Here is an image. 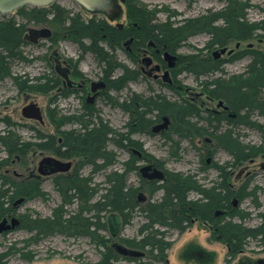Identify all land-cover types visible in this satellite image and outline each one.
Listing matches in <instances>:
<instances>
[{"label":"rangeland","instance_id":"obj_1","mask_svg":"<svg viewBox=\"0 0 264 264\" xmlns=\"http://www.w3.org/2000/svg\"><path fill=\"white\" fill-rule=\"evenodd\" d=\"M238 2L248 4L246 11V22L248 24L259 23L264 19V0H238ZM136 8H141L154 13L160 22H165L170 16L176 17V23L183 19H192L205 14L207 11H217L224 7L220 0H193L187 6L181 0H135ZM52 4L59 5L66 12V18H75L80 16L83 21L87 20L88 13L79 8V4L72 0H57ZM30 7V6H28ZM130 6H124L122 14L115 22L125 26L131 22ZM168 17V18H167ZM171 19V22H173ZM14 21L23 26V44L19 49V54L23 58L16 59L9 64L11 77L0 81V132H11L17 136L23 143L30 144L33 148L25 156L7 157L4 149L0 146V175H6L7 178L17 182L18 191L16 201L23 199V202L16 206L14 213L20 217L27 218H50L55 209L61 207V198L52 186L51 178H32L37 176V167L42 160L41 150L35 146L40 144L37 135L47 133L56 134L58 130L64 129L61 125V116L71 115L79 108L78 102L74 97L67 100H59L55 91L40 93L34 90L36 86H41L48 81L53 84L57 80V73L54 70L55 63L51 56L57 54L62 59H68L74 65L79 63V70L83 74H90V71L99 72L93 58L85 57L79 59L77 44L65 39L63 36L54 35V30L48 24L35 25L16 14V11L5 15H0V24ZM29 28L43 29L51 31L48 39H39L36 43L28 42L24 39ZM259 35L261 33H258ZM209 37L206 34L196 35L189 38L181 48L176 52L178 62L176 65V75L174 77L175 85L171 88H161L160 93L167 98V101H180L183 99L196 100V105L204 104L205 108H216V101H209L204 95H200L203 89L200 86L201 81L210 82L217 79L227 81L233 77L240 76L245 71L246 66L251 62V57H239L247 50L260 51L264 54V38H255L251 41H230L224 54L220 56V70L210 73L207 76L195 81L187 68L190 64V58L199 56L212 60L215 49L205 50ZM87 45V43H85ZM250 45V47H249ZM220 49V48H219ZM217 50V49H216ZM122 57H118L121 59ZM122 60V59H121ZM73 65V66H74ZM97 70V71H96ZM91 75V74H90ZM92 78L94 75H91ZM147 84L138 83L133 85L130 90L133 92L147 94ZM54 90V89H53ZM200 96V97H198ZM264 100V90H261L258 96ZM31 103H36L43 114L45 124L22 116V109ZM103 119L112 124V128L117 133H127L124 123L127 117L117 111H112L108 107L102 109ZM42 121V122H43ZM255 127L241 126L236 129L239 141L243 145H249L253 148H264V115L252 114L247 120ZM193 124L196 121H192ZM66 129L72 128L67 125ZM150 129L145 130V134L133 135V139L139 141L141 148L135 147L147 159L156 161L165 172H176L182 175L196 174L199 183L202 186H212L221 182V175L217 171L210 169L204 174L201 169L207 165L210 168L214 164L224 166L226 163H233V158L223 150H216L213 156H203L201 147L209 136L201 139H194V145L188 141L180 139L172 132L168 133L170 140H165L161 136H151ZM129 133L133 134L134 131ZM136 133V132H135ZM144 133V132H143ZM156 135V134H155ZM42 137V136H41ZM201 146V147H200ZM209 146V145H208ZM210 147H215L211 146ZM180 148V149H178ZM110 151L115 155L114 164L103 170H99L91 176V184L95 195V202L105 193V178L111 172H122L124 164L131 159L133 154L127 151H121L115 147H110ZM136 155H134L135 157ZM5 162V163H4ZM4 163V164H3ZM144 162L138 163L142 166ZM228 183L234 190L249 183L250 190L254 189L258 202L261 205L259 209L254 208L251 199L239 201L237 198L236 208L230 203L232 209L226 211L221 221H228V215L233 212L248 213L249 217L242 221L247 227H255L259 224L258 210L264 211V158L258 156L250 161L236 163L228 168ZM86 176L89 169L83 172ZM17 174V177H14ZM127 185L136 189L139 184V172H129ZM2 185V184H1ZM253 190V191H254ZM162 192L155 195V199L161 198ZM191 199L199 198L196 194L190 195ZM77 206H65L66 215L75 213ZM110 214L105 215L107 221ZM107 219V220H106ZM143 214L136 210L132 214V220L128 225H123L118 232L117 238L112 239L110 231L107 229L101 234L111 238L112 242L128 240L137 237L138 228L144 223ZM234 222H240L234 219ZM20 226L12 233H9L5 240L0 239L2 249L8 251L10 256L5 264H95L100 257L98 249L88 238H68L60 234L41 239L38 243H32L30 240L34 237L27 232L23 226ZM209 227L200 220H195L192 226L182 235L173 233L169 240L173 241L171 249L168 251L169 264H258L259 260L264 261V247L259 246L255 241L248 242L245 250L239 253L233 260L226 262V246L211 236ZM2 240V241H1ZM22 254L32 257L31 262L23 259ZM119 264H139V262H128L121 260Z\"/></svg>","mask_w":264,"mask_h":264},{"label":"trees","instance_id":"obj_2","mask_svg":"<svg viewBox=\"0 0 264 264\" xmlns=\"http://www.w3.org/2000/svg\"><path fill=\"white\" fill-rule=\"evenodd\" d=\"M220 1L224 3V7L220 10L207 11L201 16L178 23L171 22L168 18L161 24H152L151 15L139 8L138 33L142 39L151 38L161 43L166 47V51L172 54H175L189 38L201 34L209 37L205 47V50L209 51L222 48L230 41L247 42L257 37L264 38V19L255 24L246 22L248 4L238 2V0ZM16 14L25 17L28 22L35 25L48 24L53 28L55 36L58 35L60 38L63 36L77 45L87 43L85 49L93 53L105 72L113 68L115 64L113 56L104 46H101V43L113 48L124 35L105 22L83 21L79 15L75 18H66V12L57 4H50L48 7L23 6L16 10ZM22 32L23 26L14 21L0 24V80L11 77L9 64L12 61L23 59L18 52L23 44ZM245 54H249L252 60L243 74L227 81L217 79L205 82L202 86L211 97L222 100L239 119L235 121L224 117L223 121L226 122L227 127L224 131L218 130L215 135L216 146L233 158L232 164L215 166L222 179L219 184L206 188L199 183L196 175L185 176L176 172H166L164 183L156 188L162 191L161 198L140 207L136 202L135 193L141 188L127 187V173L136 170V166L130 165L124 173L108 174L104 182L105 193L95 202L93 199L98 192L90 190L88 181L73 178L68 181L66 191H59L62 204L60 208L54 210L50 218L26 219V217H21V226L34 236L30 242L38 243L41 239L56 234L68 238L84 237L100 249V257L95 264H119L121 260L139 262V264H169L168 251L173 244L169 236L173 233L184 234L191 228L193 221L200 220L208 223L211 226V236L226 246V262L233 260L243 252L250 241H255L259 246L264 247V212L259 214L260 223L255 227H247L241 223L249 217L248 213L233 212L228 215L230 218L228 221H221L220 218L214 217L219 209L226 211L232 209L230 203L234 198L239 201L251 199L254 208L260 207L256 192L254 189L250 190L249 183L243 185L238 191L233 190L228 183L230 165L250 161L264 155V148H253L239 142L233 130V124L240 121L244 126L257 128L247 121L249 116L256 113L264 115V100L258 98L260 91L264 90V54L260 51L247 50L239 57ZM219 70L218 61L193 56L190 58L186 71L200 77ZM123 80L122 77L116 83H122ZM50 84L51 82L48 81L41 86H36L34 90L44 94L48 93L53 89ZM150 108L158 111L157 115H167L172 118L173 127L176 128L175 132L184 138L187 137V133L189 135L192 133L205 134L193 126L187 128L188 123L185 118L198 112L191 105L186 107L172 105L163 99L161 104L152 105ZM140 118L142 122H145L143 117L140 116ZM219 118L220 116H217L216 119ZM107 134L108 129L101 126L83 136L69 134L65 141L71 147L72 152L89 156L97 155L98 159H103V162L98 161V170H101L113 162L108 159L106 152ZM20 141L9 131L0 136V144L7 149L9 155H26L28 146ZM115 143L120 148L125 144V142ZM128 144L134 145L135 142H128ZM201 171H205V168ZM55 184L57 189L58 185L61 186L58 179H55ZM152 189L155 190V188ZM192 193L199 195V199H190ZM4 197L5 194L0 195V199ZM73 203H76L77 210L65 217V206ZM4 204L0 202V217L5 212ZM136 210H139L146 219V222L137 230L138 238L117 241V243L142 251L144 256L140 258L123 257L112 247L114 242L110 244L112 237L107 238L101 234L109 230L108 218L105 221V215H117L122 227L131 222L132 214ZM90 213L93 215L90 216ZM234 219L240 222H234ZM6 256L7 254L0 255V264L6 263ZM22 257L27 262L32 261L30 255L22 254Z\"/></svg>","mask_w":264,"mask_h":264},{"label":"flooded vegetation","instance_id":"obj_3","mask_svg":"<svg viewBox=\"0 0 264 264\" xmlns=\"http://www.w3.org/2000/svg\"><path fill=\"white\" fill-rule=\"evenodd\" d=\"M113 1L121 9L120 13L118 14L112 12L111 14L107 15L104 12L88 11L79 5V8L83 12L88 13L86 20L87 22L88 21H94L99 23L105 22L110 27H113L114 29L123 33L124 37L113 48H110L109 46L105 45V43H101V46H104L106 50L109 51L110 55L113 56V61L115 63L113 68H111L108 72H105V69L98 64L93 53L88 49H85L86 44L77 45V49L79 51V59L82 61L85 59V57H89V56L93 58V61L95 62V65L99 71L98 73L97 72L94 73L93 71H90V74L94 75L93 78L90 74H83L80 72L79 63L77 65H74L72 61L68 59H62L61 56L55 53L52 54L53 56H51L53 62L55 63L54 70L57 73L56 82L50 84L51 86H53L54 89V90L52 89L51 91H55V94L59 97V100L65 101L67 99H70L71 97H74L78 102L79 108L76 111H74L71 115L64 114L63 116H61V121H62L61 125L62 127H64V129L62 130L59 129L57 135L52 133H47L45 135L39 134V136L37 135V139L43 141L35 146L36 148L41 150L42 160L39 162L38 167L36 169L38 173L37 176H35V174H32L31 177L32 178L36 177L38 178V180L39 178H43V177L51 178L52 186L54 187V189H56L60 198H61V193L59 191L61 190L66 191L65 189L68 187V181L73 178L86 179L88 181V186L90 190H94L91 184V176L99 171L98 161L102 160L103 162L104 160L98 159L97 155L89 156L83 153L72 152L71 147L67 145V142L65 140H66V136H68L69 134H73L79 137L98 129L101 126H104L105 128L108 129V134L106 139V142H108V144L106 145V152L108 154V159L113 161L111 165L114 164L115 155L113 154L112 151H110L109 149L110 147H115L116 149L121 151L131 152V155L133 154L132 158L127 160L126 163L124 164L123 171L122 172L114 171V173L115 172L124 173L125 169L128 168L130 165L137 167L136 170L132 171L135 173L139 172V184L137 188H141V189L135 193L136 202L140 205V207H144L146 206V204L150 202L157 201L155 199V195L159 191L160 192L162 191L156 190V188L164 183L166 172L161 169L162 167L156 161L149 159L145 161L146 157H144L142 153L135 148V147L141 148V144H138L137 142L139 141L133 139L132 137L133 135H141V134L144 135L145 130L151 128L150 132L152 137L158 135L165 140L166 139L170 140L171 138L167 136V134L176 131V128L173 127L174 120L172 118H170L167 115H163V116L157 115L158 111L155 110L156 107L155 109H152L150 108V106L161 104L163 99H165L166 101L168 100L167 98L161 95L160 89L167 87L171 88L173 85H175L174 77L176 75V65L178 62V56L176 55V53L175 54L169 53L168 51H166L165 46H162L161 43H158L151 38H147V39L141 38L140 34L138 33L139 22L137 21V15L140 14V11L138 10L139 8L138 9L136 8L137 5L135 3V0H113ZM181 1L185 4L186 8L188 5H190L193 2V0H181ZM124 6L127 7L130 6V8L132 9L129 11L131 14V22H129L126 26L122 23L115 22L116 19L122 14ZM145 13L151 15L152 24L162 23L157 19L154 13H151L149 11H145ZM169 18L170 21L171 19H174L172 20L173 22L176 21L175 16H170ZM119 24H121L122 27H119L118 26ZM238 42L240 43L241 41ZM165 53H168L169 55L176 57L175 65L172 69H169V61ZM244 56H246V54ZM247 56H249V54ZM118 57H122L121 58L122 60L118 59ZM219 59L220 57L212 58V60L218 62ZM166 72H168V75L165 76ZM192 76L193 79L198 82L199 79L207 75L196 77L195 75L192 74ZM122 77L124 79L122 83L117 84L116 82ZM138 83L147 84V88H146L147 94L146 93L141 94L130 90V88L133 85ZM204 84L205 81H201L200 86L203 89V91L201 92L200 95H204L209 101L212 102L216 101L217 102L216 108L204 109L203 107L205 103L202 104L201 106H197L195 103L196 102L195 99H192L191 101H189L188 99H183L180 101L170 100L167 102H169L172 105H178L182 107L191 105L198 111L196 113H193L194 115L187 116L185 120L188 123L187 128L193 126V128L205 132L204 135L193 134V133L189 135L187 133L186 134L187 137L184 138L179 133L177 134L175 132L173 134L179 137L180 139H183L184 141H188L191 145L192 143L194 145L195 143L194 139H201L204 136H209L210 138H212V140L206 138V142L203 143V147L200 146L201 150H199L201 151V154L203 156L208 157V156H213L216 150H222L216 146L215 135L216 132H218V130L224 131L227 127L226 122L223 121V118L228 117L235 121H238L239 119L237 118V115L235 113L230 111L229 107L226 106V104L222 100H218L214 97H211L209 93H207L205 89L202 87L204 86ZM219 101L223 102V106H218ZM104 107H108L112 111L120 112L127 117L126 119L127 121L124 123L125 125L124 128L126 129L127 133L115 132V130L112 128V124L102 118L103 117L102 113L104 112L102 109ZM225 107H227L228 109H225ZM141 112L142 114H140ZM140 116L143 117V120L145 122H142ZM217 116H220V118L216 119ZM42 118H43V114H42ZM165 118H167L169 121L167 127H164L158 132H154L153 128L164 124ZM192 121H196V123L193 124ZM37 122H39V124L42 125L45 124V121L43 122L37 121ZM67 125L72 126V128L66 129L65 127ZM233 125H232L233 130L235 131V135L237 136L236 129L244 125H242L241 121L235 122ZM228 127L230 128V126ZM129 130L134 131V133L133 134L129 133ZM5 133L7 132L6 131L0 132V136L1 134H5ZM263 141H264V132H263ZM115 142H125V144H123L124 147L122 148L118 147ZM128 142H135V144L129 145ZM210 145L211 146L213 145L215 147H210ZM0 146L4 149L5 155L7 157L18 158L17 156L19 155L17 154L9 155L7 149L3 147L1 144ZM27 146H28L27 152H29L33 148V146L30 144H27ZM134 155L136 156L134 157ZM260 156L264 158V155H260ZM48 159H51V161L44 162L40 168L41 162L45 160L48 161ZM54 161H57L62 164H68L69 165L68 170L63 172L58 171L51 173L54 169L58 167L54 163ZM139 161L144 162V164H142V166L140 165L138 166ZM208 161L211 162L210 158ZM0 165L2 164L0 163ZM111 165H107L106 167ZM216 165L217 164H214L210 168H208L209 166L205 165L203 167L205 168V171L202 172H204L205 174L210 169L217 171V169H215ZM143 167L152 168L150 171L144 172L146 176H144L143 172L141 171ZM86 169H89V173L87 174V176L83 173ZM153 169L161 170L164 174V178L160 180L158 178L148 177L149 175H152ZM217 172L220 173L219 171ZM14 177H17V174H14ZM55 179H58L59 184L61 185V186L58 185V189L55 184ZM127 183H128V175H127ZM214 184H212V186ZM127 187L129 186L127 185ZM204 187L209 188L211 186H204ZM152 188H155V190H153ZM17 191H18V185L16 181L7 178L5 174L2 176L0 175V195L5 194V197L3 199H0V202L2 201L5 203L4 215L0 217V239L2 240H5L9 233H12L15 230H17V228L21 224V217L19 218L14 213L16 206L23 202V199L18 201L15 200ZM69 195H70V191H69ZM197 199H192V200H197ZM232 203H233V207L236 208L237 200L233 199ZM263 212L264 211L260 212V210H258L259 223H260L259 214ZM225 214H226V210L219 209L215 212L214 217L215 218L224 217ZM68 215L69 214L67 215L65 214V217H67ZM91 215H93V213H90V216ZM13 219H16L18 221V224L15 225L14 227H11ZM4 221L5 223L3 224ZM145 222L146 219L144 223ZM204 223L209 227V229L211 228V226L208 223L206 222ZM0 249H2L1 244H0ZM5 251H0V255L7 254V256L5 257V260H7L10 254H8V251L7 252Z\"/></svg>","mask_w":264,"mask_h":264},{"label":"water","instance_id":"obj_4","mask_svg":"<svg viewBox=\"0 0 264 264\" xmlns=\"http://www.w3.org/2000/svg\"><path fill=\"white\" fill-rule=\"evenodd\" d=\"M56 0H0V14H8L12 13L15 10L19 9L23 6H33V7H47L50 4H52ZM77 4H79L82 8L88 10V11H96V12H104L107 15L114 13H120V7L113 1V0H74ZM119 27H122L121 24L118 25ZM51 36V31L47 28L43 29H34L29 28L27 30V34H25L24 39L31 42L36 43L39 39H48ZM226 51V48H221L213 52L214 58H219L222 54H224ZM166 57L169 61V69H172L175 65L176 57L169 55L168 53H165ZM168 75V72L165 73V76ZM67 77V76H66ZM218 106H223V102L219 101ZM225 109H228L225 107ZM22 116L27 119L36 120V121H43L42 114L40 111L39 106L36 103H31L24 107L22 109ZM168 119L165 118L164 124L154 127L153 131L158 132L159 130L163 129L164 127H167ZM51 159H48L41 162L40 168L44 162H49ZM54 163L58 166L56 169H54L51 173L54 172H63L67 171L69 165L68 164H62L57 161H54ZM151 167H143L141 171L147 172L150 171ZM40 170V169H39ZM146 176V174H144ZM150 178H158L162 180L164 178V174L161 170L153 169L152 175H149ZM5 221L3 222V224ZM109 223V231L113 238H116L118 235V232L121 228V222L117 215L111 214L108 218ZM18 224V221L16 219H13L11 227H14ZM112 247L116 250V252L123 256V257H129V258H140L144 256V252L139 250H134L127 248L126 246L119 244L117 242H114L112 244ZM258 264H264L263 260H259Z\"/></svg>","mask_w":264,"mask_h":264}]
</instances>
